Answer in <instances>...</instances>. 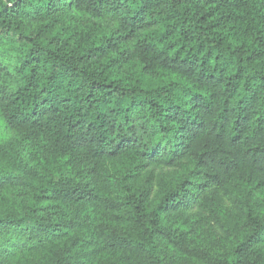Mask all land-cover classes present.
I'll use <instances>...</instances> for the list:
<instances>
[{
	"label": "trees",
	"instance_id": "1",
	"mask_svg": "<svg viewBox=\"0 0 264 264\" xmlns=\"http://www.w3.org/2000/svg\"><path fill=\"white\" fill-rule=\"evenodd\" d=\"M0 113V264H264V0H0Z\"/></svg>",
	"mask_w": 264,
	"mask_h": 264
},
{
	"label": "rangeland",
	"instance_id": "2",
	"mask_svg": "<svg viewBox=\"0 0 264 264\" xmlns=\"http://www.w3.org/2000/svg\"><path fill=\"white\" fill-rule=\"evenodd\" d=\"M108 20L109 19L105 20L104 22H110ZM13 135V130L7 125L6 121L0 113V144H5L10 141Z\"/></svg>",
	"mask_w": 264,
	"mask_h": 264
}]
</instances>
